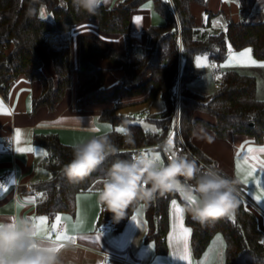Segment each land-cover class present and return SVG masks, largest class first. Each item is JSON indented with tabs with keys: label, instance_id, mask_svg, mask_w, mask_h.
<instances>
[{
	"label": "trees",
	"instance_id": "obj_1",
	"mask_svg": "<svg viewBox=\"0 0 264 264\" xmlns=\"http://www.w3.org/2000/svg\"><path fill=\"white\" fill-rule=\"evenodd\" d=\"M145 1L121 0L106 7L90 0H0V93L4 97L12 83L24 76L41 84L40 95L32 102L34 110L40 106L54 109L71 86L75 110L93 104L108 105L100 111L99 120L109 123L111 129L98 133L89 145L63 143L54 133L33 135V142L47 152L41 163L50 173L49 179L32 185L36 194L35 212L49 218L58 212L73 214L76 194L90 191L95 182L107 179L108 187L99 199L97 228L122 229L141 204L147 224L144 241L153 245L156 254L163 255L168 250L169 205L177 200L184 207L194 258H200L213 237L220 234L222 264H264V232L256 209L239 194L230 192L233 217L227 215L198 186L197 163L187 156L185 164L190 176L188 180L182 178V184L203 200L201 215L193 216L190 204L169 184L171 170L161 147L170 133L172 114L177 108L185 142L197 157L207 162L191 143L197 123L210 127L220 138L233 133L247 135L257 143L264 141V99L257 97L254 75L233 68L220 70L219 87L211 95H202L189 85L196 78V54H206L219 63L226 58L230 45L235 50L249 47L256 59L264 60V21L245 20L258 0H238L241 18L227 21L223 30L204 37L197 36L199 29L210 26L219 12L205 10V17L198 24L191 6L205 7L209 0H173L174 9L163 0H151L163 22L146 28L145 43L136 46L128 34L129 21L132 11ZM87 19L95 20L101 32L122 34L125 53L117 52L97 35H81L73 78L69 46L63 44L53 49L44 35L51 31L67 37L78 23ZM39 47L52 60L55 81L42 71ZM94 57L109 60L121 71L120 82L112 89L106 88L104 68L93 62ZM157 97L162 100L163 109L152 119L154 129H145L130 121L129 115L118 113L127 105ZM200 113L213 121L202 118ZM106 146L109 149L103 153ZM136 152L156 158V175L149 172L142 160L135 159ZM222 176L234 185L232 178Z\"/></svg>",
	"mask_w": 264,
	"mask_h": 264
},
{
	"label": "crops",
	"instance_id": "obj_2",
	"mask_svg": "<svg viewBox=\"0 0 264 264\" xmlns=\"http://www.w3.org/2000/svg\"><path fill=\"white\" fill-rule=\"evenodd\" d=\"M119 1L121 0H94V3L101 2L106 7H112ZM225 1L209 0L205 7L192 5L191 10L198 24L205 17V10L219 12L214 18L222 15L237 20V7L228 4L231 1ZM162 22L153 2L145 1L131 13L128 34L132 43L136 46L144 44L146 28ZM48 34H53L52 41L48 40ZM84 34L97 35L117 52L125 53L124 36L99 31L97 22L92 19L78 23L67 37L46 32L44 39L49 47L54 49L63 44L69 46V66L73 70V78L78 65L79 38ZM38 52L43 61V73L55 81L56 72L51 58L42 47L38 48ZM93 62L104 68L105 84L108 74L112 73L110 71H115L110 75L112 84L120 82L121 71L117 65L101 57H94ZM259 91L263 96L257 97L264 99V84L259 87L257 81V94ZM40 92L39 80L19 76L12 83L6 97L0 93V142L4 144V147L0 146V179L8 172L15 174L5 186H0V264H101L104 253L112 256V264H222L223 241L222 251L215 263L210 262V243L200 258L193 257L189 230L184 222V207L177 200L178 204L171 201L169 205V231L166 237L168 250L163 255L156 254L153 245L144 241L147 224L141 204L142 209L136 207L122 229H112L114 232L111 233L108 230H97L99 199L103 192L100 189L98 192H78L73 214L58 212L51 218L36 214V194L32 185L49 179L50 173L45 167L48 173L37 165L46 157L47 152L44 147L33 142V135L54 133L63 143L89 145L98 133L103 132V121L99 120V114L108 106L93 104L84 110H75L71 86L54 109L40 106L34 110L32 102ZM200 116L213 121L205 113H200ZM191 143L219 169L220 174L234 180V185H230L231 190L256 209L259 226L264 232V141L257 143L247 135L233 133L220 138L210 127L197 123L193 128ZM6 147H9L10 153L1 150ZM200 183L201 187L198 186L227 215L233 212L229 190L223 186L215 188L208 182ZM93 187L90 191L94 190ZM180 187V190L175 189L190 204L193 216H200L203 203L192 205L179 192L184 188ZM58 223L64 224L65 228L61 232L57 228Z\"/></svg>",
	"mask_w": 264,
	"mask_h": 264
},
{
	"label": "rangeland",
	"instance_id": "obj_3",
	"mask_svg": "<svg viewBox=\"0 0 264 264\" xmlns=\"http://www.w3.org/2000/svg\"><path fill=\"white\" fill-rule=\"evenodd\" d=\"M91 3L94 4V0H91ZM228 4H230L231 6L235 5L237 7L238 19H240L241 17L239 14L238 0H233L231 2H228ZM263 9H264V0H258L255 4L253 10L245 18V20L247 22L264 21ZM229 20H233V18H225V16L220 15L218 18L212 19L210 26L200 28L199 34L197 36L198 37H200V36L204 37L208 34L218 33L224 29L226 22ZM50 33H55V32L50 31ZM56 38H58V37L56 36ZM194 62H195L196 78L194 80H192L189 83V85L191 87H193L198 93H200L202 95L214 93L217 90V88L219 87V83H220L219 71L225 70V69H230V68L236 69L241 73L254 75L258 81L259 87L264 84V75H263L264 60L256 59L252 55L251 49L249 47H244L240 50H235L232 46L228 45L227 56L223 61H221L219 63H216L214 60H212L206 54H196L194 57ZM110 72H112V73L108 74L106 84H105L107 89H112L114 87V85H116V84H112L113 81H111L112 78L110 76L111 74H114L113 72H115V71H110ZM257 95H258V97L263 96L260 91L258 92ZM162 109H163V102L160 99V97H157L154 100H150L147 102H139V103L127 105V106L123 107L122 109H120L118 111V113H122L124 115H129L128 119L130 121L137 122L140 125H142L145 129L150 130V129L155 128V123L152 119H156L158 117V113ZM173 114H172V116H173ZM101 125H102L103 131L111 129V125L109 123L102 122ZM114 128L120 129V130L122 129L121 126H115ZM174 138L177 139L176 135H171V136L168 135L161 143L162 149L163 148L164 149H172L174 147L173 146L174 145ZM175 142H176V140H175ZM0 144H1L0 146L4 147V144L2 142H0ZM108 149H109V147L106 146L105 148L102 149V152L104 153ZM1 150L10 153L9 147L8 148L6 147V148L1 149ZM155 156H157V155H155ZM150 157L156 160L155 157H153V156H150ZM200 160L205 162L208 165L209 164L212 165L210 161L207 162L203 159H200ZM40 163L38 162L37 165L42 167L45 170V172H47L46 169L44 168V166ZM167 166H168V163H167ZM187 172H188L187 177L184 175H177L176 176L173 174V172H169V184H170V186L180 190L181 189L180 186H183L182 185L183 182L181 179L183 178L185 180H188V178L190 176V172H189L188 168H187ZM199 175H201V173L198 170V179H197L198 181L197 182L199 183L198 185H200V187H201L200 182H206V183L208 182L210 184H213V186L215 188L218 186H221V187L223 186L224 188H226L230 192H234L233 190H231L232 188H230V187L232 186V184L228 180H227V184L229 183L228 185H225V186L222 184L216 185L214 183L207 181V179H203L202 177H199ZM95 184L96 185H94V187H93L94 190L89 191V192H98L99 189L102 191L106 190L108 187V184H109V180L100 179ZM204 187L205 186H203V188ZM179 192L186 199H188L192 203V205H194V206H198L199 204L203 203L202 198L197 193H195L193 191H187L186 189L183 188V190H181ZM92 194H94V193H92ZM173 201H174L173 204H178L177 201H175V200H173ZM137 208L142 209L141 205L140 206L138 205ZM229 216L233 217L232 211L229 213ZM98 229L99 230H101V229L102 230H108L110 233L114 232V231H112V228H110V227H100V228H97V230ZM221 246H222V237L220 234H217L211 240L210 245H209V250L212 253L210 262H214V263L216 262V260L219 256V252L222 251ZM213 251H214V253H213Z\"/></svg>",
	"mask_w": 264,
	"mask_h": 264
},
{
	"label": "built area",
	"instance_id": "obj_4",
	"mask_svg": "<svg viewBox=\"0 0 264 264\" xmlns=\"http://www.w3.org/2000/svg\"><path fill=\"white\" fill-rule=\"evenodd\" d=\"M166 5L174 9L173 0H163ZM233 1V0H226ZM176 135L177 142L174 143V147L172 149H163V155L165 157L166 162L168 163V168L173 173H177L179 175H184L187 177V167H186V158L187 156L193 159L197 163V169L200 171L203 179H207V181L214 183L216 185H228L227 180L220 174L219 169L214 165H208L205 162L201 161L189 148V146L185 143L183 139L181 130H180V120H179V110L176 109L175 113L172 116V124L170 128L169 136ZM135 159H140L148 166L149 172L153 175L157 173L158 162L157 160L151 158L147 155H140L138 152L135 153ZM15 174L13 172H8L5 176L0 179V186H5L9 179L12 178ZM250 204V203H249ZM58 230L61 232L64 230V224L58 223ZM112 256L108 253L103 254V261L101 264H112L111 263Z\"/></svg>",
	"mask_w": 264,
	"mask_h": 264
},
{
	"label": "bare ground",
	"instance_id": "obj_5",
	"mask_svg": "<svg viewBox=\"0 0 264 264\" xmlns=\"http://www.w3.org/2000/svg\"><path fill=\"white\" fill-rule=\"evenodd\" d=\"M50 34H48V40H50V41H52V37H53V34H51L50 36H49Z\"/></svg>",
	"mask_w": 264,
	"mask_h": 264
}]
</instances>
